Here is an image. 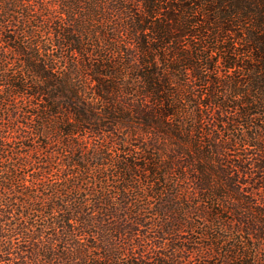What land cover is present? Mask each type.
<instances>
[{
	"label": "trees",
	"instance_id": "trees-1",
	"mask_svg": "<svg viewBox=\"0 0 264 264\" xmlns=\"http://www.w3.org/2000/svg\"><path fill=\"white\" fill-rule=\"evenodd\" d=\"M0 264H264V0H0Z\"/></svg>",
	"mask_w": 264,
	"mask_h": 264
}]
</instances>
